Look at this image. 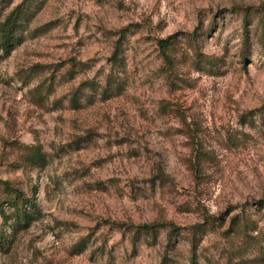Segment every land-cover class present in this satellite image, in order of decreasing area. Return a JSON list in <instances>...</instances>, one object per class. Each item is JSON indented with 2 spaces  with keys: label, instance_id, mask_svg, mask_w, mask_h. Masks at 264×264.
<instances>
[{
  "label": "rangeland",
  "instance_id": "1",
  "mask_svg": "<svg viewBox=\"0 0 264 264\" xmlns=\"http://www.w3.org/2000/svg\"><path fill=\"white\" fill-rule=\"evenodd\" d=\"M17 195L29 223L4 205L0 264H264V0H0V204ZM151 223L183 232L126 230Z\"/></svg>",
  "mask_w": 264,
  "mask_h": 264
},
{
  "label": "trees",
  "instance_id": "2",
  "mask_svg": "<svg viewBox=\"0 0 264 264\" xmlns=\"http://www.w3.org/2000/svg\"><path fill=\"white\" fill-rule=\"evenodd\" d=\"M23 6L21 5L17 10H16V16L18 17L19 14L23 13ZM15 16V17H16ZM13 17V16H12ZM10 17L8 19H14ZM124 35L125 32L120 35L118 41L116 42L114 46V50L112 53V58H111V70L113 73H110L107 77V80L104 84L103 87H101V91L103 95L107 98V94L112 92L113 90H120L121 86L124 85L122 79L120 78V75H123L125 72V58L123 55V48H122V42L124 40ZM187 46L190 50H192L194 59L192 63L190 64L196 71H205L208 74H213L212 72L215 70L217 71L218 68H220V65L218 64V59H214L208 56L203 55L201 52L198 51V47L196 42V39L191 37L186 40ZM193 43V44H191ZM158 47L162 53V58L164 62L169 66V67H174L176 60L178 57L185 58L187 53L180 51L178 48V42L175 41V37H170L164 40H159L157 42ZM172 49V53H170V50ZM99 86V85H98ZM97 85H95L93 82L92 83H84L81 84L82 88H89L90 90H96L98 88ZM112 94V93H110ZM108 94V95H110ZM23 159H25L26 162L30 163H38V166H42L45 162L44 155H42L38 149L35 148H28V151L25 152ZM206 156L198 158V167L194 168V172H198L199 168L202 167V163L205 162ZM204 164V163H203ZM7 186V185H6ZM18 194V193H17ZM19 201L25 202V200L22 198V196L17 195L14 198H11L10 200L0 204V215L2 217H5V214L2 210L4 205L12 208L14 211L19 212V217L22 221H25L29 223L26 218L28 217V214L25 211V204L28 203H23V206L19 207L18 204H21ZM203 226L198 225L190 231L189 235V244L191 246V251L192 254H195V250L197 249L202 236L204 235L203 231ZM126 230H129L131 233L135 234V238L137 235L140 236H146L152 238V240H156L158 234L163 231L166 232L167 238L168 239H173L175 237L181 236V233L183 230L177 226H175L173 223H151V224H144L136 227H126ZM4 241L3 237H0V243Z\"/></svg>",
  "mask_w": 264,
  "mask_h": 264
}]
</instances>
